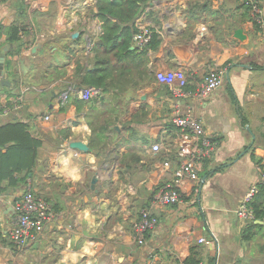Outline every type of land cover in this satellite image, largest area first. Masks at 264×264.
<instances>
[{
	"label": "crops",
	"instance_id": "obj_1",
	"mask_svg": "<svg viewBox=\"0 0 264 264\" xmlns=\"http://www.w3.org/2000/svg\"><path fill=\"white\" fill-rule=\"evenodd\" d=\"M96 2L0 3V57L8 47L4 79L11 82L0 84V126L29 123L42 141L28 181L54 211L42 235L18 249L11 239L14 204L29 183H4L0 264H264V221L254 222L248 239L252 221L237 214L245 194L262 181L252 151L264 165V16L258 29L243 0H151L138 21L146 19L160 34V47L130 61L121 88L95 89L93 97L101 93L104 103L89 104L93 97L81 98L77 74L97 62ZM15 23L28 33H21V53L9 56L18 45L8 40ZM212 69L224 71L222 86L199 97ZM177 70L187 79L184 96L158 78ZM188 113L217 145L199 179L183 180L182 202L161 205L156 193L173 183L186 160L173 119ZM90 121L97 133L106 126L99 154L90 146ZM73 141L89 151L72 148ZM144 209L158 223L139 245L133 223Z\"/></svg>",
	"mask_w": 264,
	"mask_h": 264
},
{
	"label": "trees",
	"instance_id": "obj_2",
	"mask_svg": "<svg viewBox=\"0 0 264 264\" xmlns=\"http://www.w3.org/2000/svg\"><path fill=\"white\" fill-rule=\"evenodd\" d=\"M151 0H97L96 16L100 21L102 28L101 41L94 46L97 62L92 69L81 73L78 71L77 77L81 87L93 88L100 92H107L111 87L121 88L123 78L132 71L129 66L130 61L134 62L138 57L144 56L149 50H158L162 43V38L155 30L152 32L151 39L147 46L139 50L133 48L134 37L139 32L137 19L145 11L146 6ZM192 5L189 4V7ZM249 10L250 7L247 6ZM190 10V9H189ZM257 28L262 27V22L255 20ZM21 33H28L27 27L13 24L8 31V40L13 43H20ZM23 44H18L8 55L14 56L20 54ZM99 50H102L100 53ZM140 51V52H139ZM139 52V53H138ZM12 61L6 60V67L11 68ZM117 72V75H116ZM187 90V86L185 88ZM112 99L118 97H111ZM97 100L104 103L107 97L101 96L91 98L89 104H94ZM78 109H81L82 103L76 101ZM128 104V103H126ZM96 109V105H92ZM99 111V110H97ZM91 122V121H90ZM92 125V139L90 146L96 154H99L102 143L107 144L102 138L104 136L103 128L100 127L96 132L94 124ZM217 142L216 139H213ZM42 141L34 137L30 130L29 123L14 120L0 126V188L4 183L16 187L19 183L28 184L29 175L33 171L38 156V149ZM252 157L261 169V175L264 173L263 161L252 151ZM258 192L251 203L254 214V220L245 227L244 235L251 238L252 231L256 225V220L264 221V180L257 184ZM0 237L2 231L0 228ZM84 264V263H79ZM190 264H197L196 261H190Z\"/></svg>",
	"mask_w": 264,
	"mask_h": 264
},
{
	"label": "built area",
	"instance_id": "obj_3",
	"mask_svg": "<svg viewBox=\"0 0 264 264\" xmlns=\"http://www.w3.org/2000/svg\"><path fill=\"white\" fill-rule=\"evenodd\" d=\"M6 0H0V3ZM246 6L250 7L251 14L255 20L263 23L264 0H243ZM146 12V9L143 13ZM142 13V14H143ZM141 14V15H142ZM139 19V18H138ZM136 21L139 32L134 37L136 48L144 49L149 43L154 28L149 22L144 20ZM158 78L162 83L168 84L178 96L185 95V86L187 79L182 70L164 71L158 73ZM224 71L212 69L205 77L197 95L207 98L222 86ZM84 100H88L95 94V89L84 88L79 91ZM174 125L178 128L177 138L181 149V154L186 160L176 171L173 183L165 186L155 195L156 201L161 205H176L182 202L180 186L185 179L198 180V171L202 164L212 157L217 142L213 140L205 129L204 123L193 115H177L173 119ZM153 151L158 152L161 146L156 143L152 146ZM264 180V173H262ZM258 192L257 185L252 186L245 194L241 204L237 209L238 216L244 221H253L254 214L251 203ZM14 209L16 211L15 221L13 223L11 239L18 249L25 248L29 242L36 240L42 235L45 223L54 215L50 203L38 195L33 189L31 182L27 190L15 201ZM158 220L148 210H142L140 217L134 221L133 230L139 245L146 243V234L156 227ZM204 242L203 239L200 240Z\"/></svg>",
	"mask_w": 264,
	"mask_h": 264
},
{
	"label": "water",
	"instance_id": "obj_4",
	"mask_svg": "<svg viewBox=\"0 0 264 264\" xmlns=\"http://www.w3.org/2000/svg\"><path fill=\"white\" fill-rule=\"evenodd\" d=\"M7 49H8V47H6V49L2 52L1 57H0V84L11 86V82L4 79V72H5L4 71V65H5V57H6V50ZM70 146L72 148L78 149L80 151H89V149H90L87 144H85L81 141H73L70 143Z\"/></svg>",
	"mask_w": 264,
	"mask_h": 264
}]
</instances>
